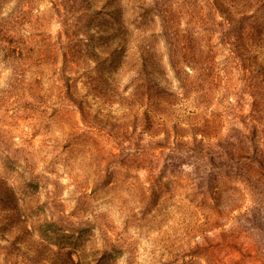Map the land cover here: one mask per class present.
<instances>
[{
  "label": "rangeland",
  "instance_id": "obj_1",
  "mask_svg": "<svg viewBox=\"0 0 264 264\" xmlns=\"http://www.w3.org/2000/svg\"><path fill=\"white\" fill-rule=\"evenodd\" d=\"M190 1L158 0L180 30ZM151 3L0 0V264H264L260 168L162 167L155 143L199 137L205 121L224 134L228 103H248L229 73L203 98L177 88L164 39L144 37L161 29L140 21ZM240 50L249 100L264 103V48Z\"/></svg>",
  "mask_w": 264,
  "mask_h": 264
},
{
  "label": "trees",
  "instance_id": "obj_2",
  "mask_svg": "<svg viewBox=\"0 0 264 264\" xmlns=\"http://www.w3.org/2000/svg\"><path fill=\"white\" fill-rule=\"evenodd\" d=\"M195 1H190L191 4L187 9L190 19L187 20L185 27L180 30L177 27L178 23L173 24L174 20H168V16L162 7L163 3L152 0L140 21L144 22L145 17L151 15L152 20L157 19L160 22L161 29L158 33H147L145 31L144 37L155 40L161 36L164 39L166 50L163 59L167 60V64L164 65L173 70V78L177 88H180L186 96L190 94L202 98L209 96L210 92L217 86L214 83L216 79L221 78V72L225 75L229 73V78H234L235 83H239L240 87L243 84L244 87L242 86L238 90L240 93L238 94L237 103L242 104L239 99L244 97L248 103V110L246 112L242 110L244 104L241 105L239 111L235 108L230 109L231 104L228 103L229 106H226V112H231L234 122L232 121L230 130H227L224 134L220 132L222 130L220 126L205 121L194 128V131L199 132V137H197V134L191 135L190 139L186 140L181 136V139L175 138V141L173 140L171 143L165 137L162 143H155L157 151L164 154L162 167L208 166L211 171L210 177L214 174L212 168L227 166L246 167L248 170L250 168H260L264 174V129L260 127L261 119L264 118V103L249 100L252 98V93L246 89V78L254 80L256 75L253 67L247 62L248 57L240 50L241 46L242 49L245 48L247 51L264 48V37L261 35L263 25L258 22L256 13H249L251 10L249 6L257 3V0H227L228 3L233 2L235 5H238L239 2L243 3V7L238 8L240 11L237 15L233 12L231 6L227 9L224 8V11L220 10L222 6L218 3H215V9L213 10L210 6L206 13L205 6L200 4L198 0ZM258 2L262 7L260 11L264 12V0H258ZM114 14L118 16L116 19L118 30L122 31L127 22L124 23L121 20L122 8H117ZM169 21H172L171 25ZM262 22H264V19ZM243 33L247 36L243 37ZM205 35L211 36V38H207V41L212 38L215 40L213 42H206V39L202 40V36ZM244 39H246L245 42ZM239 40L241 43H239ZM152 52L154 51L152 50ZM220 55L222 57L218 60ZM218 64L219 67H217ZM141 65L145 66V62L143 61ZM259 70L264 76V68L261 67ZM253 82L259 83L258 81ZM146 88L147 93L154 92L156 98L162 97L160 89L151 86ZM245 94H247L248 99ZM226 112L223 111L220 115L226 116ZM223 117L219 120L222 121ZM238 123L242 127L239 126L238 128L236 126ZM216 133L217 136L215 135L214 141L206 140V138ZM257 179L260 180L261 176H258Z\"/></svg>",
  "mask_w": 264,
  "mask_h": 264
}]
</instances>
